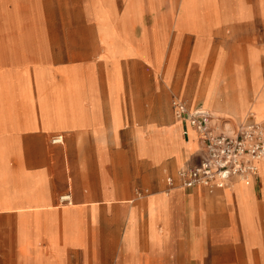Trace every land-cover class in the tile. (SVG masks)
Returning a JSON list of instances; mask_svg holds the SVG:
<instances>
[{"label": "crops", "instance_id": "crops-1", "mask_svg": "<svg viewBox=\"0 0 264 264\" xmlns=\"http://www.w3.org/2000/svg\"><path fill=\"white\" fill-rule=\"evenodd\" d=\"M262 21L264 0H0V264H264V160L181 186L203 152L173 110L264 124Z\"/></svg>", "mask_w": 264, "mask_h": 264}, {"label": "built area", "instance_id": "built-area-1", "mask_svg": "<svg viewBox=\"0 0 264 264\" xmlns=\"http://www.w3.org/2000/svg\"><path fill=\"white\" fill-rule=\"evenodd\" d=\"M173 110L178 119L198 131L203 152L197 163L177 170L181 186H225L233 177L245 180L259 172V161L264 158V124L255 120L252 113L236 126H230L223 119L213 122L207 111L190 109L180 98L173 100ZM62 139L61 134H56L51 141ZM174 180L169 176L167 184L174 186ZM60 200L70 202V195L63 194Z\"/></svg>", "mask_w": 264, "mask_h": 264}, {"label": "rangeland", "instance_id": "rangeland-1", "mask_svg": "<svg viewBox=\"0 0 264 264\" xmlns=\"http://www.w3.org/2000/svg\"><path fill=\"white\" fill-rule=\"evenodd\" d=\"M257 34L251 37H247V39H252L253 42H256L258 46L264 47V21L258 22L256 25ZM231 33V32H230ZM230 33H227L226 40H227V46L225 50V62H226V70H227V82L229 81L231 74L233 71H235L234 66H236L240 61L244 59V53L241 51V47L239 46V42L241 38L245 37H239L235 35H231ZM229 41V42H228ZM238 45V46H237ZM260 87H264V69L263 73L260 79ZM264 95V90L261 96ZM236 101V105L239 107L241 112H245L244 106L246 105L249 107V103H245L244 101ZM226 117V116H224ZM224 117L222 118L225 122H228V120ZM219 118V119H220ZM238 118V117H237Z\"/></svg>", "mask_w": 264, "mask_h": 264}, {"label": "bare ground", "instance_id": "bare-ground-1", "mask_svg": "<svg viewBox=\"0 0 264 264\" xmlns=\"http://www.w3.org/2000/svg\"><path fill=\"white\" fill-rule=\"evenodd\" d=\"M262 160H264V158H263ZM259 164H260V161H259ZM169 212H170V211H169Z\"/></svg>", "mask_w": 264, "mask_h": 264}]
</instances>
